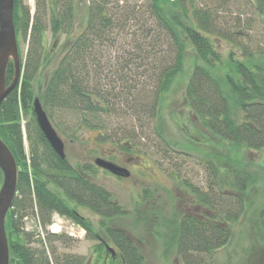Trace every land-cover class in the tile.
Instances as JSON below:
<instances>
[{
	"label": "trees",
	"instance_id": "trees-1",
	"mask_svg": "<svg viewBox=\"0 0 264 264\" xmlns=\"http://www.w3.org/2000/svg\"><path fill=\"white\" fill-rule=\"evenodd\" d=\"M250 1L264 17V0ZM82 2L36 0L32 14L23 0H14L18 46L20 40L28 43V51L24 55L19 49L20 82L0 109V138L18 167L17 192L6 219L10 264H87L84 257L58 253L57 245L70 242L68 237L47 233L41 241L27 232L25 220L33 219L35 214L45 230L53 215L58 214L85 229L88 240L102 238L94 249L97 259L106 253L107 246L114 249L115 245L121 258L118 264H144L136 243L124 233L125 229L115 227L116 221L124 219L123 206L107 189L91 181L93 166L85 163L79 172L72 167L67 152L63 160L53 151L37 123L35 99L69 144L81 140L87 131L102 137L111 128L107 118L115 115L118 106H131L133 111L138 106V110L157 118V110L169 106L166 97L190 53L198 63H194L187 81L180 84L187 119L194 115L209 137L236 148L264 149V57L259 61L253 52L240 46L242 58L230 53L223 60L219 43L230 33H221L214 11L201 7L199 0H146L143 12L125 9L121 0L116 4L113 0ZM80 10L87 16H81ZM139 21L137 26L142 28L131 34L128 23ZM48 33L53 39H65L56 55L54 44L47 46ZM141 69L146 71L127 81L129 74ZM223 69L228 74L219 77L217 73ZM152 73L155 91L146 108L142 106L145 92L139 90L148 86ZM14 77V64L10 62L7 86ZM220 158L221 162L217 156L207 158L211 173L208 202L215 212L208 224L176 210L170 220L161 206L163 217L157 227L151 217L142 219L138 215L132 230H150L154 237L157 230V238L165 241L166 249H177L190 264H196L195 255H212L226 247L233 226L246 212L244 198L256 179L246 171H232L230 161ZM188 183L187 178L179 180L180 187L186 188ZM84 211L100 218L98 226L83 215ZM96 226L102 231L105 228L104 233L101 231L104 236L97 237L101 234Z\"/></svg>",
	"mask_w": 264,
	"mask_h": 264
},
{
	"label": "rangeland",
	"instance_id": "rangeland-1",
	"mask_svg": "<svg viewBox=\"0 0 264 264\" xmlns=\"http://www.w3.org/2000/svg\"><path fill=\"white\" fill-rule=\"evenodd\" d=\"M80 1L84 2V0ZM91 1L87 0V2ZM113 1L116 4L120 0ZM121 1L125 9H135L143 12L142 5H144L146 0ZM23 2L30 7L33 14L36 0H23ZM199 5L215 12L221 33H230L227 36L228 39H223L224 41L219 43L218 50L224 57L223 60H226L230 53L242 58L239 51L241 46L253 52L257 60L263 61L261 57H264V17L260 15L253 2L250 0H199ZM83 8L85 7L83 6ZM79 14L87 16V13L81 10ZM139 24L140 21L134 24L128 23L130 26L127 25V28L131 30V34L142 28V26H137ZM232 33H236L237 36L232 35ZM212 38L216 39L214 36ZM135 41L138 43L139 38L135 39ZM64 43V38L53 39L51 33H48L47 46L54 44L55 55L60 52V47ZM19 49L21 53L26 55L28 43L20 40ZM64 51L61 53H64ZM196 62L198 63L194 55L189 53L185 60L183 72L176 78L169 96L166 97L170 100V104L166 108L157 110V118H155L154 114L150 112L148 114L143 109L138 110V106L136 111H133L131 106H118L115 115L107 118L111 128L102 137L97 136L96 132L87 131L81 140L69 144L67 139L61 136L66 142L67 155L72 167L79 172V167L85 163L93 166L94 174L92 173L93 180L91 181L96 186L107 189L120 205L131 211V197L136 195L135 188L137 186L134 185L135 181L140 182V186H142L143 190L145 189L148 196L154 192L156 193L157 190H161L163 192L162 197L164 193H167L169 195L168 199L172 202V200L174 201L173 197L176 198L177 196L175 192L170 191L175 189L173 185H169V181L172 179L170 177L171 174L178 176L177 173H179L178 180L180 178L189 179L192 175L201 178L202 165L208 169V156H217L219 158L218 162L222 161L221 156L223 160L230 161L228 166L232 171L234 169L236 171H246L254 176L256 182L247 198H244L248 207L238 223L233 226L230 243L212 255H195L193 260L196 264H264V247L259 246L252 237L255 228L260 232V235L264 231V219L262 220L261 217L264 215V150L252 152L236 148L213 136L209 137L210 133L199 125L194 115L187 119L189 117L188 108L186 103L182 101L183 88L180 84L187 81ZM137 65L139 66L140 64ZM55 66L56 63L52 65L53 68ZM144 71L146 70H134L127 76V81L130 80L131 82V78L136 73L141 74ZM154 73L149 75L148 86L141 87L139 90L140 92H145L143 98H146V100L142 106L146 108L150 104V98L153 96L152 92L155 91L154 78L152 76ZM217 74L219 77H223L228 74V71L219 70ZM134 96L138 95L134 94ZM240 118H243V115L242 117L240 115ZM158 133L162 135V138ZM115 139L119 140L116 141ZM126 143L131 144L132 154L142 158V161L138 162V165L136 164L137 171L133 173V177L129 181L115 178L111 173L97 167L94 163L95 159L100 157L103 152L109 154L113 150H120L122 145L125 148ZM92 151L97 152L90 154ZM144 167L147 169H144ZM209 174L211 180L210 169ZM165 203L167 205L165 198H162L163 211L166 207ZM83 215L96 224L100 223L99 217L91 215L88 211H84ZM69 223L71 222L69 221ZM71 224L67 223L66 228L61 233L52 234L64 235L71 239L65 245H57L59 247L58 253L84 257L87 264H106L104 261L105 255L101 259H97L98 257L95 254L94 249L98 246V240H88L86 236L84 237L85 239H80L78 233L71 237L67 233L70 232ZM130 225L131 222L126 219L115 222V227H120L130 233L136 243L135 245H138V247L141 245L139 251L144 259V264H190L189 260L183 259V256L178 254L177 249L173 247L166 249L165 241L156 239L150 230H132ZM109 226L113 225H108L107 227ZM25 228L28 229L29 233L36 232L35 224L30 219L27 221V225L25 224ZM97 230L104 236L102 234L105 231L104 227L103 231L100 227H97ZM260 243L264 244V242ZM116 262L118 264V261ZM111 263L109 262V264Z\"/></svg>",
	"mask_w": 264,
	"mask_h": 264
},
{
	"label": "water",
	"instance_id": "water-1",
	"mask_svg": "<svg viewBox=\"0 0 264 264\" xmlns=\"http://www.w3.org/2000/svg\"><path fill=\"white\" fill-rule=\"evenodd\" d=\"M12 62L15 68L13 82L6 85V70ZM21 78V60L14 23V0H0V109L6 98L18 87ZM33 110L40 130L53 151L66 159L65 143L51 123L39 99H35ZM95 165L117 177H128L129 172L102 158L95 160ZM0 170L3 175L0 190V264H10V247L6 231V219L10 212L18 185V167L16 160L0 138ZM107 251L115 255L114 249L107 246Z\"/></svg>",
	"mask_w": 264,
	"mask_h": 264
},
{
	"label": "flooded vegetation",
	"instance_id": "flooded-vegetation-1",
	"mask_svg": "<svg viewBox=\"0 0 264 264\" xmlns=\"http://www.w3.org/2000/svg\"><path fill=\"white\" fill-rule=\"evenodd\" d=\"M124 147L125 148H123V145H122L123 149L122 148L120 150L117 149L116 151L113 150L109 154H106L103 152L101 156L98 158L107 160L119 166L120 168L127 170L129 172L128 177H117V176H114L113 174L112 175L117 179H125L129 181V179H132L133 173L137 171L135 167L136 164L138 162H141L142 158L140 156H136L131 153L132 152L131 144L126 143ZM252 152H256V151H252ZM144 169H147V168L144 167ZM202 171L203 172H202L201 178H198L197 176L192 175L188 179L189 185L186 188L180 187L178 176L177 175L174 176L173 174H171L170 177L172 179L169 181V185H173L175 189L170 190V191L175 192L177 196L176 198L173 197L174 201L172 200V202L168 199L169 195L167 193H164L162 197L163 192L161 190H157L156 193L154 192L148 196L146 194L145 189L143 190L142 186H140V182L135 181L134 185L137 186L135 188L136 195H132L131 204H130V206H132V211L128 208H124L123 206V211L125 214L124 219H126L127 221H130L131 222L130 227L134 229L135 227L134 223L136 222L135 221L136 216L139 215V217H141L142 219H145L147 216H149L153 219L154 225L157 227V224L159 222L161 223V220L163 217V215L160 214V212L162 211L161 199L165 198V200L167 201V205L165 203L166 205L165 208L167 210L166 216L170 220H172V217H173L172 212L176 210L177 212H180L183 216H188L191 219L197 222H200L202 224H205V225L208 224L211 217L215 215V212L211 210L209 206V202H208V197H209V192H210L209 170L204 165H202ZM95 225L98 226V223L97 224L95 223ZM124 233L130 236V233L127 232L126 230ZM101 236L102 235L97 234L98 238ZM252 237L254 240H256L259 246L264 247V244L260 243V242H264V231H262L260 235V232L257 230V228H255L254 233L252 234ZM155 238L157 239V230H156ZM130 239L132 242L135 243V241L133 240L131 236H130ZM101 240L102 238H99L98 241H101ZM104 242L102 243L105 244ZM136 246L138 249L141 248V245L140 247H138V245ZM113 247L115 250V255H112V253H110L109 251H107V249H105L106 253L104 254L105 255L104 261L106 264H109V260L116 262L121 259L119 257V249L115 245H113ZM263 253H264V250H263Z\"/></svg>",
	"mask_w": 264,
	"mask_h": 264
},
{
	"label": "built area",
	"instance_id": "built-area-1",
	"mask_svg": "<svg viewBox=\"0 0 264 264\" xmlns=\"http://www.w3.org/2000/svg\"><path fill=\"white\" fill-rule=\"evenodd\" d=\"M63 222H64V220H62L61 218L55 217L54 218V223L50 227L49 231H51L52 234H59V233H61L62 230L65 228V226L63 225ZM64 224H65V222H64ZM40 232H41V236L44 237V233L41 230V228H40ZM69 233H70L71 236H75V233L76 232L74 231V228L73 227H71Z\"/></svg>",
	"mask_w": 264,
	"mask_h": 264
}]
</instances>
